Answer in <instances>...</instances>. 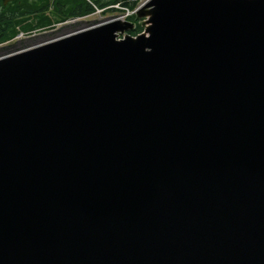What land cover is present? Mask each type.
<instances>
[{
    "label": "water",
    "instance_id": "water-1",
    "mask_svg": "<svg viewBox=\"0 0 264 264\" xmlns=\"http://www.w3.org/2000/svg\"><path fill=\"white\" fill-rule=\"evenodd\" d=\"M137 17L0 59V264H264V0Z\"/></svg>",
    "mask_w": 264,
    "mask_h": 264
},
{
    "label": "trees",
    "instance_id": "trees-1",
    "mask_svg": "<svg viewBox=\"0 0 264 264\" xmlns=\"http://www.w3.org/2000/svg\"><path fill=\"white\" fill-rule=\"evenodd\" d=\"M4 1L7 4L4 5ZM137 4L136 0H0V44L19 32L47 29L68 19L91 14L94 8L114 11L109 7L118 5L132 11ZM51 6L53 17L46 14L50 13ZM127 20L135 23L130 35L137 36L142 32L143 28L134 16Z\"/></svg>",
    "mask_w": 264,
    "mask_h": 264
},
{
    "label": "rangeland",
    "instance_id": "rangeland-1",
    "mask_svg": "<svg viewBox=\"0 0 264 264\" xmlns=\"http://www.w3.org/2000/svg\"><path fill=\"white\" fill-rule=\"evenodd\" d=\"M137 6L134 8L136 9L144 0H136ZM7 4V2H6ZM50 13H46L47 16H52V6L49 9ZM99 10H96L94 13L88 15V18L86 20L77 18H71L64 22H60L57 24H54L53 26L47 28V29H36L29 32H23L20 34H17L13 39L7 41L6 43H3L0 45V57L11 54L13 52H18L21 50H24L30 46H35L40 43H35L39 40H50L55 37L59 36H66L68 34H72L75 32H79L88 28L95 27L99 24H102L108 20L124 17L127 15V12L122 13L120 10L114 9V11H105L101 14V12H98ZM133 13H129L128 16H131ZM53 17V16H52ZM137 18L136 22L142 26V28H145V23L143 18H138L137 15H135ZM134 25V24H133ZM135 26V25H134ZM126 34H129L125 32L124 34H119V39L123 38ZM50 38V39H49ZM33 44V45H32Z\"/></svg>",
    "mask_w": 264,
    "mask_h": 264
},
{
    "label": "bare ground",
    "instance_id": "bare-ground-1",
    "mask_svg": "<svg viewBox=\"0 0 264 264\" xmlns=\"http://www.w3.org/2000/svg\"><path fill=\"white\" fill-rule=\"evenodd\" d=\"M59 37H61V36H59ZM55 38H58V37H55ZM55 38H52V39H55ZM49 39H50V38H49ZM44 41H47V40H42V39H41V40H39V41H36L35 43H40V44H41V43H43ZM32 45H33V44H32ZM37 45H39V44H37Z\"/></svg>",
    "mask_w": 264,
    "mask_h": 264
}]
</instances>
